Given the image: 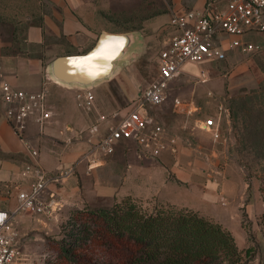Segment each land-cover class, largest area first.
Instances as JSON below:
<instances>
[{"label": "rangeland", "instance_id": "374dc122", "mask_svg": "<svg viewBox=\"0 0 264 264\" xmlns=\"http://www.w3.org/2000/svg\"><path fill=\"white\" fill-rule=\"evenodd\" d=\"M93 1V4H85L78 10L79 17L85 26L97 36L103 31L134 33L136 40L132 46L125 50L123 56L116 60V66L111 75L92 84L98 111L105 113L106 117L110 119L114 108H123V112L131 108L140 92L158 77L159 54L174 33L172 26L174 15L172 12L165 13L166 9H169L171 0ZM10 3L13 7V3H23V0H0V7ZM9 11L15 13L14 7ZM2 13H6V10L0 9V17L4 16ZM29 21L27 17L19 26L21 35L24 34V29ZM132 26L138 27L139 30L126 31L124 29ZM1 28L2 26H0ZM47 33L53 35L50 29H47ZM223 37L234 38L228 34H224ZM250 39L259 43L262 48L251 53L229 48L223 59L189 61L183 64L182 73L170 84L166 102L161 106L148 108V112L155 121L165 128L166 136L178 139L184 134L190 137L189 131L193 129L189 125L185 126L187 118L190 123H194V120L215 114L220 101L226 105L234 106L235 109L236 106L233 102L237 98L260 86L264 88V34L256 33ZM54 40L65 41L60 36H56ZM93 41L83 48V53L87 52ZM42 48L43 50L39 48V51L44 54L43 66L47 72H45V77H53L48 64L58 55L68 51L81 52L75 47L70 48L62 44H53L48 48L45 46ZM2 59L8 73L11 71L10 67L15 66L21 76L20 83H24L22 84L24 87L36 88L37 83L28 74L21 59ZM21 84L20 86H22ZM98 87H102L99 90L102 92L101 94L97 90ZM58 98L56 92L50 93V104L56 106ZM177 99L192 102V112L176 107ZM194 106L198 108L195 109ZM92 112L97 113L95 106L91 115H93ZM95 121L96 119H93V122ZM195 131L199 142L192 144L191 141H187L188 144L185 147L187 152H182V147L177 144V152L164 149L156 157H141L140 147L136 150L132 144L131 157L135 158V154L141 160L155 161L159 156H164L168 161L175 160L176 156L179 158L182 155L190 157L194 153L193 155L198 154L200 165L206 166L212 160L204 156L201 157L202 154L215 150L217 153L213 159L217 169L215 176L220 182L216 189L213 191L209 189L206 176L205 180L199 178L198 183L194 185L180 182L173 177L170 171L166 170L168 186L164 187L162 191L156 192L157 189H155L154 193H148L145 196L136 191L128 190L127 192H130V195L135 196L150 209L167 202L197 209L202 215L218 221L228 228L234 234L239 248L251 250L253 260L257 256L262 258L264 255V161L256 157L255 150L243 146L242 113L233 118L231 112L230 121L225 120L220 138L217 140L211 133L199 129ZM81 135L84 140L87 139L82 152L84 153L90 149L92 144V141H89L91 136L88 126ZM45 146L48 147V143H45ZM112 164H114L112 156L105 157L102 165H106L105 170L98 175L94 172L84 176L85 178L78 174L75 175L79 169L78 166L73 175L77 177L76 183L81 187V191L71 192L70 186H67V181L73 175L63 183L54 185L53 190L57 191L58 197L66 203L58 213L35 215L24 211L14 216V225L20 235L18 264H61L59 241L62 239V229L70 213L76 208L84 207L85 204L89 207L111 205L115 200L125 196L126 183L119 186L116 195L104 194L101 196L96 192L97 183L104 187L116 183V180L112 178V172L116 167L112 168ZM66 166L68 167V165ZM154 175V178L158 177V181L164 179L159 172ZM225 177L228 179L226 186L222 184ZM19 190V186L10 180L0 179V208L12 209L16 204ZM69 195L72 198L76 197L75 203L68 200ZM79 196H83L84 199L79 200L81 198ZM101 255L102 253L95 249L94 257L99 258Z\"/></svg>", "mask_w": 264, "mask_h": 264}, {"label": "built area", "instance_id": "2783aa9c", "mask_svg": "<svg viewBox=\"0 0 264 264\" xmlns=\"http://www.w3.org/2000/svg\"><path fill=\"white\" fill-rule=\"evenodd\" d=\"M173 35L159 54V74L142 92L127 112L114 111L110 115L112 124L92 141L90 149L65 169L49 172L40 163V150L26 139L31 121L38 127L39 135H45V128L53 112L48 104L46 89L27 91L18 87L8 77L0 60V116L25 141L30 160L21 172L29 178L27 188L20 189L12 209L0 208V264H18L20 235L14 225V216L20 212L35 215H54L64 206L51 185L63 183L75 173L80 164L87 173L104 163L122 140H134L141 146L140 156L156 157L165 147V128L150 115L149 107L166 102L170 84L182 73L185 62L223 59L229 48L244 53L259 51L262 46L250 39L256 33H264V0H228L225 5L207 0L202 8L188 9L175 13L172 19ZM224 34L233 36L226 39ZM214 95V94H213ZM79 106L92 110L95 94L92 87H79ZM190 101L177 99L175 106L192 112ZM231 109L223 101L217 104L216 113L197 119V127L210 132L214 139L220 138L221 129L230 121ZM105 114L99 120H105ZM95 124L93 131L98 132ZM171 143L176 139L172 137Z\"/></svg>", "mask_w": 264, "mask_h": 264}, {"label": "crops", "instance_id": "0c3cea01", "mask_svg": "<svg viewBox=\"0 0 264 264\" xmlns=\"http://www.w3.org/2000/svg\"><path fill=\"white\" fill-rule=\"evenodd\" d=\"M40 1L47 4L49 14L45 16V21L42 27L38 25L29 26L27 30V43L29 45L37 46L46 44L48 47H50L53 44H62L70 48L75 47L80 50L81 52H78L77 50L71 52L77 54L83 53V48L95 39L91 45V47H93L99 34L98 36L95 35L92 30L85 26V23L79 17L78 12L79 8H81L83 5L93 4V0ZM215 1L221 5H225L228 2V0ZM206 2L207 0H171L169 9H166L165 13L170 14L172 12L174 15L175 13H182L188 9L202 8ZM47 29H50L53 32V35H49L47 33ZM262 34L264 33H261V35ZM56 36L64 38L66 42L54 40L56 39ZM7 45L10 44L4 41L0 36V60L1 58L8 60L21 59L26 66L28 74L33 80H35L37 86L36 88L26 86L24 87L22 85L24 83H20L21 76L18 71H16L15 66L10 67L11 74L5 69L6 73H8L7 75L9 79L18 87L26 89L27 91L46 89L48 95V104L53 112V116L45 129V135H39L36 123L31 121L26 131V139L31 145L37 147L40 150L39 161L49 172H55L64 169L67 167L66 165L70 166L72 163H74L83 152L87 139L84 140L81 137V133L84 132L86 126H88L90 129L91 137L89 141H94L98 135L104 133V129L108 125L112 124V119L107 118L102 121L99 120V116L105 113L98 111V106L96 105L95 109L97 113L94 114L92 112L93 115L90 114L93 109L88 111L79 106L77 99L79 87L75 85H63L48 75V77H45L47 72L43 66L44 58L41 59L39 57L29 56L23 53H6L4 51V47ZM64 54H67V52H64ZM1 61L3 62V59ZM48 66L46 68L47 70ZM20 84L22 86H20ZM100 88L102 87H98L97 89L99 94L102 93L99 91ZM55 92L58 94L59 98L57 100V105L53 106L50 104L49 94ZM194 107L195 109L198 108L196 106ZM191 109L193 110L192 107ZM113 110H121L122 113L127 112L126 109H124L126 111L123 112V108H114ZM93 119H96V121L93 122ZM196 123L197 120H194V123H190L189 119L187 118L185 126L189 125L192 127L191 129H193L192 131H189L191 133L190 137L184 134H182V137L178 139L174 137L176 139L174 144H172L170 141L172 137L165 136V147L161 150V152H163L164 149L177 152V144L182 147V152H187L185 148L188 144L187 141H191L192 144L199 142V137L197 136L195 130L202 129L198 128ZM95 124L98 125V132L93 131ZM44 141H46L45 143H48V147L45 146ZM132 144H134L136 150L139 149V147L141 149V146H139L134 140H122L118 143L116 151L110 155L112 156L114 162V164H112V168H117H115L112 172V178L116 180V183H113L111 186L107 187L97 183L95 187L96 192L101 196L104 194L116 195L117 191L119 190V186L125 183L127 184L125 196L119 200H122L127 196H132L135 198V196L130 195V192H127L128 190L136 191L138 194L142 193L143 196L148 195V193H154L155 189H157L156 192H160L164 187L168 186L165 173L166 170L170 171V173L173 174V177L178 179L180 182H188L194 185L198 183L197 181L199 178L205 180L206 176L207 185L212 191L217 188L218 184H220L217 179L218 177L215 176L217 170L215 167V162L213 161L214 156L217 155L215 150L202 154L201 157L204 156L212 160L211 162H208L206 166H203L202 164L200 165L198 154L193 155L194 153H192L193 156L191 155L190 157L182 155L179 158L176 156L175 160L168 161L165 160L166 157L164 156H159L155 161L149 159L141 160L136 157L135 154V158H132L130 154V151H132V149H130L132 148ZM0 150L2 151V153L0 152V179L10 180L13 184L19 186V189L27 188L29 178L22 176L21 172L26 162L30 160L28 147L25 141L15 133L13 128L6 121H4L1 116ZM102 165L93 169L91 173H87L86 166L84 164H80L75 175L78 174L83 178H85L84 176L91 175L94 172H96L98 175L105 170L106 165ZM157 172L161 173L164 179H159L158 181V177L154 178V173L157 174ZM75 175L70 177L67 181L68 185L66 184L67 186H70L71 192L81 191V187L76 183L77 177ZM120 180H122V183L119 184ZM227 180V177H225V180L222 182V184L226 186L228 183ZM160 181L163 185H160ZM54 187V185H51L52 189ZM82 197L78 199L83 200L84 198ZM68 200L71 203H75L76 197L73 196L72 198L71 195H69ZM250 264H264V255L262 258L257 256L253 261H251Z\"/></svg>", "mask_w": 264, "mask_h": 264}, {"label": "trees", "instance_id": "16d2710c", "mask_svg": "<svg viewBox=\"0 0 264 264\" xmlns=\"http://www.w3.org/2000/svg\"><path fill=\"white\" fill-rule=\"evenodd\" d=\"M13 7L15 13L9 11ZM13 7L11 3L0 7L6 10L0 17V36L10 44L4 51L43 59L39 48L48 46L29 45L27 30L31 25L43 26L49 14L47 4L23 0L13 3ZM27 17L30 21L21 35L19 26ZM124 29L139 30L134 26ZM71 52L62 55L75 54ZM233 103L235 109L228 105L232 117L240 113L243 117V146L255 150L256 157L264 161V88L250 90ZM62 232L61 264H250L253 261L251 250L239 248L228 228L197 209L168 202L150 209L132 196L111 205H84L74 209ZM95 249L102 253L99 258L94 257Z\"/></svg>", "mask_w": 264, "mask_h": 264}, {"label": "water", "instance_id": "95a60500", "mask_svg": "<svg viewBox=\"0 0 264 264\" xmlns=\"http://www.w3.org/2000/svg\"><path fill=\"white\" fill-rule=\"evenodd\" d=\"M135 41L134 33L103 31L87 52L60 55L52 60L49 63L52 78L70 86L92 87V84L111 75L116 60L121 58L125 50ZM109 56H111L109 60L111 65L102 67Z\"/></svg>", "mask_w": 264, "mask_h": 264}, {"label": "bare ground", "instance_id": "6f19581e", "mask_svg": "<svg viewBox=\"0 0 264 264\" xmlns=\"http://www.w3.org/2000/svg\"><path fill=\"white\" fill-rule=\"evenodd\" d=\"M121 46V45H120ZM120 46H118V48H120ZM109 60H111V56L108 57V59L105 61V63H103L102 67H108L111 65V63L109 62Z\"/></svg>", "mask_w": 264, "mask_h": 264}]
</instances>
